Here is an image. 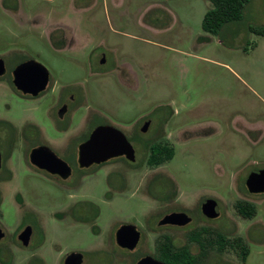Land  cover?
I'll use <instances>...</instances> for the list:
<instances>
[{
    "label": "rangeland",
    "instance_id": "obj_1",
    "mask_svg": "<svg viewBox=\"0 0 264 264\" xmlns=\"http://www.w3.org/2000/svg\"><path fill=\"white\" fill-rule=\"evenodd\" d=\"M23 2L21 44L17 45L16 39L15 45L5 47L0 41V55L6 61L34 58L42 62L50 71L56 92L69 82L89 86V106L82 104L67 123L60 121L57 126L55 94L50 90L40 99L21 98L10 80L15 62L7 63L8 72L0 78V119L15 124L10 160L15 179L5 188L0 204V223L7 233L0 241V264H44L39 260L42 254L37 245L24 247L17 238L23 217L18 193L33 206L34 194L42 197L45 192L46 182L30 165L29 152L33 146L46 143L64 160H76L92 123L107 121L129 131L152 117L155 130L158 120L169 116L165 129L175 148L168 162L151 167L146 159L140 161L128 188L122 190H110L107 184V173L116 165L99 169L100 182L93 192L102 210V234L97 240L105 244V264H130L129 256L109 261V256L118 252L113 235L119 223L132 221L144 227L147 217L159 208L145 194L142 176L147 171L177 175L180 200L185 197L182 189L195 196L209 193L223 209L232 210L238 200L249 196L246 176L264 168V34L250 29L264 28V0H252L241 21L225 25L210 41L200 39L207 34L202 23L212 7L209 0ZM76 14L86 17L84 22L74 18L70 24L76 44L69 50L54 49L48 37L57 26L52 22ZM11 15L0 5L1 34L17 27ZM76 26L84 27V31L76 32ZM99 46L107 52L108 62L103 68L111 71L93 73L96 80L92 81L91 64L100 69L96 59L102 52ZM120 60L133 69L132 88L123 86L114 76L115 62ZM127 64L124 68L130 67ZM64 125L68 126L65 132L60 130ZM23 178L28 179L32 190L22 188ZM253 199L258 201L259 220L264 222V194ZM210 225L231 236L232 225L225 216ZM178 234L184 238V232ZM260 234L258 239L257 232L253 233L246 262L237 248H229L218 251L211 264H264V227ZM154 237L150 236L141 249L148 246L155 251ZM55 240L61 245L45 254V264L60 263L69 248L66 242L82 245L95 237L91 229L55 223L48 241Z\"/></svg>",
    "mask_w": 264,
    "mask_h": 264
},
{
    "label": "flooded vegetation",
    "instance_id": "obj_2",
    "mask_svg": "<svg viewBox=\"0 0 264 264\" xmlns=\"http://www.w3.org/2000/svg\"><path fill=\"white\" fill-rule=\"evenodd\" d=\"M23 3V0H0V5L12 14L11 18L15 24H17L16 28L7 29L6 34L0 33V41L5 47L15 45L16 39L18 41L17 45L21 44L20 39L23 38L21 25L24 24L25 19L21 11ZM74 18H79L82 22L86 19V17L82 15L80 17L79 15L76 17L62 16L59 20L54 18L55 22L52 23L57 26L48 33L50 44L54 49L69 50L76 44L74 28L70 27ZM75 30L76 32L78 30L83 32L84 27L76 26ZM100 47L101 46H99V50L102 52L98 54L96 58L100 64V69H96L92 64L90 66L91 75L89 77L92 81L96 80V77L92 75L93 73L106 74L111 71V69L103 68L108 62L107 52L104 49H100ZM31 59L34 58H26L15 62L16 59H8L6 61L5 58H3L6 69L5 73L1 75L0 78L6 76L5 74L8 72L7 63L11 61L12 63L15 62L13 68L10 70V80L13 89L21 98L40 99L39 97L41 95L51 90V92L55 94L53 98H56L57 103V119L55 120L58 124L57 126H59L60 121L67 123L66 120L75 112H79V108L82 104L88 103L89 106V98L87 99L86 95L89 86L86 87L81 82H69L56 92L51 84V74L47 87L38 95L25 93L18 89L14 84V70L21 63ZM125 64L127 63L121 60L115 62L114 76L123 86L132 88L134 86L135 74L130 65L127 64L130 67L124 68ZM168 117L169 116H165L159 119L155 130H152L154 122L152 117L144 120V123L138 128L133 127L129 131H125L118 125L107 121L99 122L95 125L94 123L91 124L92 129L89 131L86 139L81 143L89 138L90 134L97 126L111 124L125 133L135 150L134 160L129 159L126 154H123L112 157L101 163L82 166L79 161V154L76 160L68 161L58 156V154L46 143L33 146L32 150L39 146L50 147L58 157L64 160V164L56 163L46 158L44 163L49 165L52 170L40 167L31 161L30 154L32 150L29 152L28 160L30 165L39 170L38 174H40V179L46 183L43 185L45 187V192L42 197L34 194L33 206L27 205L21 192L17 195V202L23 209L22 230L17 235L18 240L20 241L19 235L26 227H32L29 245L24 246L20 241L21 244L24 247L37 245L40 248L39 254H42L39 260L41 259V262L45 264L46 262L43 258L46 256L45 254H50L53 252L55 246L59 247L61 245V242L58 240H55V242L48 241L49 234L52 232L55 223L79 227L82 230L88 228L91 229L95 240L86 244L83 242L82 245L78 241L66 242L65 244L69 248L64 252V256L59 264H105L107 260L105 244L103 241L100 242L99 239L97 240L102 234L100 225L102 210L93 192L96 182H100L99 169L107 168L112 164L116 165L113 170L107 173V184L110 190H122L128 188V185L133 179L132 175L134 170L138 169L137 165L140 161L142 162L143 159H146L148 166L153 167L154 164H152L151 161L154 158L155 152L159 154L161 151H171L172 157L169 159L164 157V155H158L156 157L161 164L171 160L175 155V148L174 145L170 143L171 137L165 129ZM144 118L145 116H142V119ZM165 119L167 120L165 121ZM147 122L149 123L144 129ZM14 125L15 124L10 120L0 119V153L2 157L0 169V204L3 201L5 188L15 179L14 170L10 165L12 145L15 141ZM67 127L68 126L64 125L60 130L65 132ZM262 169L264 168L253 170L246 176L245 184L249 196L238 200L232 210L223 209L219 200L208 195L209 193H202L195 196V193L182 189V187L181 189L184 191L185 197L180 200L177 195L179 194V184L181 185V183L175 172L173 173L176 177L160 172H145L142 176V182L145 184V194L153 199L158 204L159 208L155 213H151L150 217H147L146 226L144 227L132 221H122L119 223L113 235L118 252L115 251V256L110 255L109 261L112 258H119L121 261V258H123L122 256H129L131 257L130 264H137L141 259L151 256L167 264H211L212 257L215 256L218 251L224 252L229 248H237L240 256L242 253H246L245 259H243L246 262L250 253L248 243L252 241L251 237L253 233L257 232V237L259 239L261 235L260 231L264 227V222H261L262 219L259 220V215L261 213L260 206L257 204L258 201L253 199L255 196L264 194V191L251 192L247 185V180L252 173L259 172ZM102 185L105 187V181ZM22 188L28 191L32 190L28 179H22ZM211 200H215L218 203L219 214L215 217L210 216L207 210L206 204ZM174 213L180 215L167 218V216ZM224 216L229 225H232V230L230 231L231 236L217 231L216 227L210 225L212 222ZM124 225H133L140 232L139 241L133 249L122 246L118 241V233ZM0 226L5 232V236L0 240L2 241L6 238L7 233L1 223ZM178 232H184L182 235L184 238L179 236ZM234 232H238L239 234L233 235ZM152 235H156V237H154V241L156 240L155 251L149 250L148 246L146 247L147 249H141L144 242L146 240L149 241ZM221 238H224L226 244L222 250H220L221 247L219 246V239ZM71 254L80 256L73 257L68 261L67 259Z\"/></svg>",
    "mask_w": 264,
    "mask_h": 264
},
{
    "label": "water",
    "instance_id": "obj_3",
    "mask_svg": "<svg viewBox=\"0 0 264 264\" xmlns=\"http://www.w3.org/2000/svg\"><path fill=\"white\" fill-rule=\"evenodd\" d=\"M5 63L0 56V76L5 73ZM14 84L16 87L25 93L38 95L41 91L45 90L50 78V71L42 62L31 59L23 62L14 70ZM149 122L145 124L144 129ZM79 152V161L82 166H89L93 163H101L112 157L126 154L129 159H135V150L126 137L125 133L119 128L111 124L97 126L89 138L81 143ZM31 161L40 167L52 170L49 165L44 163V160L51 159L56 163L64 164V160L57 156V154L48 146H39L34 148L30 154ZM2 164V157L0 153V169ZM247 185L251 192L264 191V169L259 172L252 173L248 180ZM207 210L210 216L215 217L219 214L218 203L215 200L209 201ZM180 214L174 213L167 218L176 217ZM32 234V227H26L19 235V239L24 246L30 243ZM5 236V232L0 226V240ZM140 237V232L133 225H124L118 233V241L122 246L133 249ZM123 239V240H122ZM80 255L71 254L68 261L73 257ZM137 264H167L163 261L147 256L141 259Z\"/></svg>",
    "mask_w": 264,
    "mask_h": 264
},
{
    "label": "trees",
    "instance_id": "obj_4",
    "mask_svg": "<svg viewBox=\"0 0 264 264\" xmlns=\"http://www.w3.org/2000/svg\"><path fill=\"white\" fill-rule=\"evenodd\" d=\"M212 4V7L208 9L204 18L202 27L203 30L207 33L200 37L201 41H210L212 39V35H219V33L223 30L225 25L241 21L244 17V12L246 6L252 0H209ZM251 31H254L258 34H264V28H255L250 27ZM157 150V149H156ZM154 158L151 163L154 165L160 164L159 160L156 159L158 155H164L168 159L172 157V152L161 151L159 154L157 152L154 153ZM249 213V212H245ZM224 238L219 239V246L222 250L225 247ZM246 253H242V258L245 259Z\"/></svg>",
    "mask_w": 264,
    "mask_h": 264
}]
</instances>
